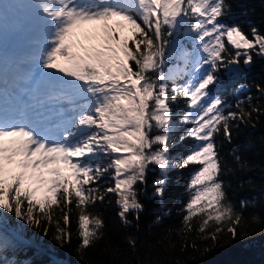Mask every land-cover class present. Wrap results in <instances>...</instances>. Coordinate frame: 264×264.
<instances>
[{
  "label": "snow or ice",
  "instance_id": "snow-or-ice-1",
  "mask_svg": "<svg viewBox=\"0 0 264 264\" xmlns=\"http://www.w3.org/2000/svg\"><path fill=\"white\" fill-rule=\"evenodd\" d=\"M20 8L29 48L22 59L0 49V228L10 214L21 222L12 228L19 243H35L24 235L27 225L71 247L75 213L83 260L105 236L104 219L90 208L112 194L127 226L130 213L139 220L143 211L136 186L146 183L150 165L160 170L161 196L170 171L198 166L180 210L181 251L198 249L196 240L215 246L225 233L236 240L241 229L246 236L250 223L219 178L216 138L231 140L233 122L260 109L246 111L238 101L231 110L220 77L264 57V34L225 22L226 0H25L0 4V29ZM188 138L195 143L173 155ZM128 243L135 250L136 240ZM5 247L0 237V264H20L2 255Z\"/></svg>",
  "mask_w": 264,
  "mask_h": 264
},
{
  "label": "trees",
  "instance_id": "trees-1",
  "mask_svg": "<svg viewBox=\"0 0 264 264\" xmlns=\"http://www.w3.org/2000/svg\"><path fill=\"white\" fill-rule=\"evenodd\" d=\"M23 2L24 0H0V4ZM226 2L230 5V13L224 18L225 22L239 25L249 35L253 27L264 34V0ZM18 15L19 9L12 10L7 19L14 24ZM240 69V73L232 77L221 72L220 84L225 88L224 98L232 105L231 110L238 111L235 105L238 101H243L246 111H252L253 108L260 111L253 112L250 118L243 121L233 122L231 140L220 135L217 136L216 143L223 166L219 178L223 181L228 201L250 223L246 236L243 235L245 230L241 229V235L236 240L225 233L215 246L211 241L205 244L196 240L198 249L189 247L181 251L184 241L183 234L178 232L183 218L180 210L188 198L186 187L190 174L198 166L170 171L161 196L155 194L154 186V182L161 178L160 170L157 166L150 165L146 183L136 186L138 199L144 206L139 213V220H136L135 213H130L128 219L131 224H123L118 216L116 197L112 194H109L105 203H98L89 209L104 219L105 236L87 251L83 260L75 251L78 243L75 213L72 216L71 247L65 245L61 248L37 229L23 225L24 235L38 245H23L7 230L0 228V237L7 241L2 255L8 260H18L20 264H175L177 260L181 264H264V95L256 88V85L264 88V57L254 56L251 65L241 63ZM240 85H247V90L236 92ZM248 96L252 97L251 101L247 99ZM180 106H184L183 100L180 101ZM194 143L193 138L178 142L173 146L172 154L185 152ZM107 162L104 159L105 165ZM110 179V175H105L100 183L107 187L109 185L104 182ZM242 202H246L244 207L241 206ZM164 212L170 214L162 216L156 222L157 215ZM5 215L9 224H21L10 214ZM253 215L259 217L260 223L251 224ZM192 235L195 236V233ZM130 238L136 240L135 250L128 243ZM206 247L210 250L205 251ZM48 251L58 258L52 257Z\"/></svg>",
  "mask_w": 264,
  "mask_h": 264
},
{
  "label": "rangeland",
  "instance_id": "rangeland-1",
  "mask_svg": "<svg viewBox=\"0 0 264 264\" xmlns=\"http://www.w3.org/2000/svg\"><path fill=\"white\" fill-rule=\"evenodd\" d=\"M20 9L19 16L16 20H14V24L10 23V21L6 17L2 29H0V43L13 44L20 52V56L22 59L31 43V34L28 32L24 23L27 15V9Z\"/></svg>",
  "mask_w": 264,
  "mask_h": 264
}]
</instances>
